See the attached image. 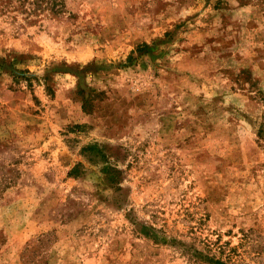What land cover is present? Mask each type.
<instances>
[{"label": "rangeland", "instance_id": "rangeland-1", "mask_svg": "<svg viewBox=\"0 0 264 264\" xmlns=\"http://www.w3.org/2000/svg\"><path fill=\"white\" fill-rule=\"evenodd\" d=\"M45 1L0 0V264H264V0Z\"/></svg>", "mask_w": 264, "mask_h": 264}, {"label": "trees", "instance_id": "trees-1", "mask_svg": "<svg viewBox=\"0 0 264 264\" xmlns=\"http://www.w3.org/2000/svg\"><path fill=\"white\" fill-rule=\"evenodd\" d=\"M14 1L19 2L18 7H20L22 9V11L28 12V10H29V12H28L29 14H32L33 12H35V10L37 8L43 9V1L44 0H3V10L10 8ZM45 2H46V5H45L46 8L48 7V5H51V6L54 5L55 8H58L57 6L63 4V0H53V1L47 0ZM26 4H33V5H35V7L31 9L29 6H26ZM57 10H59V9H57ZM143 48H146V47H143ZM72 172H74V170Z\"/></svg>", "mask_w": 264, "mask_h": 264}]
</instances>
